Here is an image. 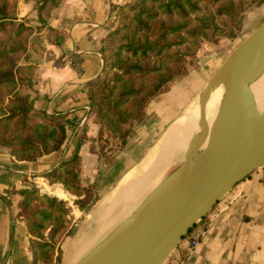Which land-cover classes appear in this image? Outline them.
Segmentation results:
<instances>
[{"label":"trees","instance_id":"obj_1","mask_svg":"<svg viewBox=\"0 0 264 264\" xmlns=\"http://www.w3.org/2000/svg\"><path fill=\"white\" fill-rule=\"evenodd\" d=\"M60 1L38 0L35 4V30L40 34L44 29L49 43L56 40L46 27V16ZM262 1L127 0L113 6L116 25L101 39V71L83 86L99 125L124 143L127 125L141 115L150 97L184 72L186 59L195 55L200 41L216 43L223 36L233 40L243 12ZM32 30L27 20L16 16L14 2L0 0V147L14 159L29 162L57 152L65 143L66 127L73 126L61 115L34 108L28 96L17 93L31 85L34 65L28 62L29 51L44 52L41 35L38 41L28 42ZM6 62L10 66L5 69ZM82 142L79 138L76 150ZM77 162L75 154L43 177L48 184H61L76 197L72 203L87 213L94 200L87 207L85 201L93 192L78 184ZM30 186L18 191L15 217L25 226L29 264H53L62 254L56 244L66 234L70 207L65 200Z\"/></svg>","mask_w":264,"mask_h":264},{"label":"crops","instance_id":"obj_2","mask_svg":"<svg viewBox=\"0 0 264 264\" xmlns=\"http://www.w3.org/2000/svg\"><path fill=\"white\" fill-rule=\"evenodd\" d=\"M125 1L62 0L49 10L45 22L46 27L55 34L56 41L47 42L43 29L40 32L43 37L40 46L44 52L37 55L29 51L28 62L34 65V73L30 87L19 93L28 96L34 108L46 114L61 115L73 122V126L66 127L65 143L57 152L43 155L34 161L16 160L6 148L0 147V264L30 262L31 251L25 226L15 214L20 200L18 191L34 184V175L50 172L76 153L82 159L81 171L87 174L88 184H92L91 179L98 166L97 155L86 143L76 150L74 138L82 118L85 121L86 136L92 138L98 130L93 113L89 111L83 86L101 71V39L116 25L112 7ZM29 4V0L18 1L16 16H22L18 12L27 10ZM30 16L29 19L33 21V13ZM151 123L147 134H154L157 130L156 122ZM142 126L146 128L144 123ZM140 164L125 168L124 171L129 170L100 201L111 194L119 181ZM109 171L115 175L114 178L121 174L118 166ZM45 185L68 195L60 184L49 185L46 181L42 187ZM42 190L52 195L44 188ZM57 198L66 200V197ZM207 219L210 226L192 251L188 250V235H185L167 258V264H264V184L258 171L237 183L209 211ZM70 248L71 251L75 249ZM70 250H67V255Z\"/></svg>","mask_w":264,"mask_h":264},{"label":"water","instance_id":"obj_3","mask_svg":"<svg viewBox=\"0 0 264 264\" xmlns=\"http://www.w3.org/2000/svg\"><path fill=\"white\" fill-rule=\"evenodd\" d=\"M260 50H264V20L227 54L200 94L209 93L214 78L228 74L202 158L196 163L183 159L141 211L80 264H164L198 220L237 183L264 166V110L253 115L246 85ZM263 62L264 56L257 67Z\"/></svg>","mask_w":264,"mask_h":264},{"label":"rangeland","instance_id":"obj_4","mask_svg":"<svg viewBox=\"0 0 264 264\" xmlns=\"http://www.w3.org/2000/svg\"><path fill=\"white\" fill-rule=\"evenodd\" d=\"M8 1L9 3H15L17 11V2L27 0ZM29 1L31 2V4H29L31 6L28 5L26 8L27 10L23 9L22 11L18 12L22 14V16H18V18H21L22 20H27L29 24L32 22V24L30 25L33 27V30L31 31V34L28 39V42L31 43L38 41V37L40 34H38L35 30V23L37 22L34 8L38 0ZM32 13L34 17L33 21L29 19ZM263 20L264 0L259 5L251 6L243 12V19L240 28L239 30H237L236 37L233 40H230L223 36L220 37L216 43H212L207 40L200 41L199 48L196 50L195 55L186 59V63L184 65V72L176 76L168 84L164 85L161 89L157 91L154 96L150 97L145 102L141 115L135 120H133L131 124L127 125L128 134L124 143H121V141L116 136H113L112 132L107 127L99 125L94 111H91L89 109V111L93 113L94 121L96 122L98 129H100V135H97V130L92 138L86 136L84 130L85 121L83 120V122L78 125L79 128L74 138L75 144L77 143L79 138H82V144H88L90 150L97 155L98 166L95 169V174L91 179L92 184H88L87 174L81 171L82 159L76 153L75 154L78 157V162L76 163L75 171L78 184L82 187L91 189L93 192V195L85 201V207L90 204L91 200H94V203L91 205L89 211L85 213L83 210L79 209L77 205H74L72 203V201L76 197L70 192L66 191L61 186V189L67 192L68 194L66 195L65 201L70 207V214L66 216V219L68 220L66 234L61 235L56 244V246L58 245L62 251L60 260L56 263L53 262V264H63L62 260L65 257L64 255L66 254L67 249L68 251L71 249L69 248L70 243L73 241L74 238L76 239L79 236H82L83 233H85L84 228L87 222V215L96 207L97 203L108 192L113 189V187L122 177V175L127 172V170H129L126 169V171H124L125 168H133L141 163L149 149H151L155 145V143L160 139L167 127L182 114L184 109L188 105H190L192 101H195V99L200 94H202L201 92L204 91L208 80L213 75L217 66L227 56V54L250 32H252ZM0 39L2 38L0 37ZM191 60L193 62L189 63V61ZM9 66L10 62H6L3 68L6 69ZM253 74L254 73H252L251 76ZM20 90L22 89H18L17 93H19ZM262 109L264 110V107L259 109L257 113L262 112ZM152 121L156 122L157 130L154 132V134H147L146 132L148 131V125L152 124ZM143 123L146 125V128L142 126ZM196 153L197 152L186 149L184 151L181 161H179L178 163L170 165L162 164L153 173L155 182L165 176L162 179L161 183L163 185L175 173V171L183 165V159L191 158L195 156ZM75 154H73L70 158L65 161L70 160ZM117 166L119 167V170L121 171L119 173L121 174L120 176L118 175V178H114L115 175H111V172L109 170L112 167L114 169ZM57 167L58 165L55 168ZM121 167L123 169H121ZM44 174L45 173H42L40 175H34L32 181L35 182L34 184H31V186L36 187L40 193L47 194L45 191L42 190V183L46 182L44 181L46 180L43 177ZM42 178H44V180H42ZM80 178L82 182L80 181ZM96 183L99 185L96 186ZM75 250L76 249L72 250L66 256L67 263L70 262L71 259L74 257L72 256V254L74 252V255L77 253V251ZM73 264H75V262ZM164 264H167V260L164 262Z\"/></svg>","mask_w":264,"mask_h":264},{"label":"bare ground","instance_id":"obj_5","mask_svg":"<svg viewBox=\"0 0 264 264\" xmlns=\"http://www.w3.org/2000/svg\"><path fill=\"white\" fill-rule=\"evenodd\" d=\"M263 56L264 50H260L254 67L256 70L246 80L248 104L253 115L264 107V62L261 67H257ZM227 75L225 73L214 78L209 93L199 95L192 101L182 116L168 127L161 139L147 152L142 163L123 177L111 194L97 203L86 217L85 233L70 243L69 248H75L77 253L66 263V252L63 264L82 263L96 246L108 240L121 225L141 211L145 203L162 186L165 176L156 182L153 177V173L162 164L178 163L186 149L197 152L186 160L196 163L202 158L207 134L226 85ZM195 147H198V150H195ZM43 188L54 196L66 197L55 187L48 188L45 185ZM140 191L142 192L139 193Z\"/></svg>","mask_w":264,"mask_h":264},{"label":"built area","instance_id":"obj_6","mask_svg":"<svg viewBox=\"0 0 264 264\" xmlns=\"http://www.w3.org/2000/svg\"><path fill=\"white\" fill-rule=\"evenodd\" d=\"M83 120H84V118H82L80 120L79 124H81L83 122ZM257 171L259 172L260 179L264 184V166L262 168L258 169ZM208 213L203 218L198 220L194 224V226L186 233V235H188L187 247H188L189 251H192V249L198 243L199 239L206 233V230L209 228L210 221H209V219H207ZM178 264H185V262H181Z\"/></svg>","mask_w":264,"mask_h":264}]
</instances>
